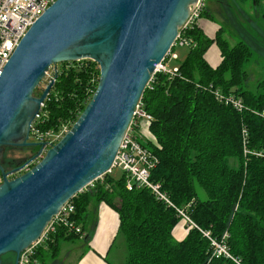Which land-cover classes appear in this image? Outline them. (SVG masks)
I'll list each match as a JSON object with an SVG mask.
<instances>
[{
  "label": "trees",
  "instance_id": "trees-1",
  "mask_svg": "<svg viewBox=\"0 0 264 264\" xmlns=\"http://www.w3.org/2000/svg\"><path fill=\"white\" fill-rule=\"evenodd\" d=\"M259 1L232 0L233 13L237 10L245 21L235 40L224 36L232 20L231 9L229 17L224 14L227 25L219 26L214 38L195 23L179 29L190 45L182 59L175 58L169 65L176 66L177 72L172 76L154 72L140 97L143 109L152 116L145 144L159 159L150 179L161 183L176 205H189L188 213L200 228L217 239L226 233L229 251L241 264H264V118L256 113L264 110V78L249 87L247 68L254 55L257 61L264 59V6L253 13L249 8ZM203 16L213 20L206 6L200 13ZM212 43L220 50L216 66L205 58ZM176 48L173 45L170 51L175 53ZM51 67V76L56 69L57 77L32 122L30 135L34 129L57 132L65 125L70 129L97 87L99 65L93 60L63 61ZM214 89L239 97L244 108L239 111L219 102ZM25 148L34 155L39 146ZM31 157L15 160L3 155V167L10 170ZM34 165L27 164L9 178ZM125 181L122 171L118 178L106 172L76 193L71 198L74 211L70 219L80 226V232L56 225L35 248L32 263H42L46 251L56 256L61 241L83 237L93 199L104 201L119 214L125 264H236L230 258L212 257L210 242L194 227L176 240L172 230L180 218L175 211L146 188L126 189Z\"/></svg>",
  "mask_w": 264,
  "mask_h": 264
},
{
  "label": "water",
  "instance_id": "water-1",
  "mask_svg": "<svg viewBox=\"0 0 264 264\" xmlns=\"http://www.w3.org/2000/svg\"><path fill=\"white\" fill-rule=\"evenodd\" d=\"M197 0H56L33 22L0 73V264L37 241L63 204L112 165L135 105L173 46ZM90 59L97 87L71 128L41 159L45 142L31 125L57 77L34 89L51 66ZM39 146L25 163L5 170L6 147Z\"/></svg>",
  "mask_w": 264,
  "mask_h": 264
},
{
  "label": "built area",
  "instance_id": "built-area-1",
  "mask_svg": "<svg viewBox=\"0 0 264 264\" xmlns=\"http://www.w3.org/2000/svg\"><path fill=\"white\" fill-rule=\"evenodd\" d=\"M56 0H0V73L17 47L21 38L25 35L33 22ZM206 0H197L190 6V13L181 29L186 28L191 24H197L200 18V13L205 6ZM177 47L190 45V40L182 38L180 31L173 44ZM171 59H175L177 55L168 50L167 54ZM168 58V59H169ZM164 59V58H163ZM163 61V60H162ZM160 62L156 71H164L171 76L177 72V67H170L164 62ZM151 78V77H150ZM215 98L226 105H230L236 110L241 111L244 104L239 97L234 95L223 94L220 90H212ZM264 118V110L256 112ZM37 115L35 118H37ZM152 120V116L143 109L140 99L135 105L132 118L127 126V129L120 141L119 147L115 154L114 160L107 173H112L114 169L119 168L125 174V187L128 190L133 188H146L155 199L162 202L169 208H172L176 215L180 218L179 221L184 223L188 228L194 227L210 242L212 257H226L232 259L236 264H241L240 260L235 258L229 251L226 243L227 234L224 233L221 238H216L211 235L210 231L200 228L191 218L188 213V206L176 205L169 195L162 189L161 183L154 182L150 179L151 170L158 164V156L145 144V136L141 134L145 130L149 136L148 125ZM54 131L49 130L42 132L39 129H34L32 132L33 140L37 142H45L47 147H51L58 141V137L51 138ZM242 137L244 144L247 141V131L242 129ZM102 178V175L99 177ZM88 185L92 186V182ZM74 211V206L71 199L61 206L58 213L53 216L51 221L45 227L41 237L32 243L29 247L22 250L19 254L18 264H32V254L35 248L46 239V233L54 231L56 225L67 226L69 230L80 232V226L75 224L70 215Z\"/></svg>",
  "mask_w": 264,
  "mask_h": 264
},
{
  "label": "crops",
  "instance_id": "crops-1",
  "mask_svg": "<svg viewBox=\"0 0 264 264\" xmlns=\"http://www.w3.org/2000/svg\"><path fill=\"white\" fill-rule=\"evenodd\" d=\"M263 6L264 0H260L249 8H252L250 11L253 13L256 8L261 10ZM208 8L210 9V14L212 13L213 15V20L210 16H203L199 18L197 24L204 34L214 38L219 29V24L215 20L212 9L209 6ZM183 47L186 46L177 47L176 49ZM177 50H175V54L177 55L176 58H179ZM205 58L212 66L219 64L221 60L220 50L215 43L209 46L205 53ZM174 62V59L169 58L166 64L170 65ZM141 134L147 137L145 130H142ZM85 221L86 226L83 229V237L61 241L56 256H50L51 258L46 260V252H44V261L41 263L35 260L32 264H114L116 255L113 249L117 248V241H122V245L125 243L123 236L119 232L120 221L117 210L104 201L91 199L88 204V214ZM187 232L188 227L178 221L172 230V235L176 240H182ZM119 238L122 240H119Z\"/></svg>",
  "mask_w": 264,
  "mask_h": 264
},
{
  "label": "rangeland",
  "instance_id": "rangeland-1",
  "mask_svg": "<svg viewBox=\"0 0 264 264\" xmlns=\"http://www.w3.org/2000/svg\"><path fill=\"white\" fill-rule=\"evenodd\" d=\"M228 2V5L226 4ZM208 3V5H207ZM235 5H237L235 3ZM205 6H207L208 12L210 13V9L208 8V6L212 9L214 16H215V20H217L216 22L219 24V26L224 25L227 23L223 22L224 20V14H226L227 17L230 16V10H232L231 13V18L232 20L229 18L228 20V25L227 27L225 26V32H224V36L228 38H231L232 40L237 39V37H240L238 34V30L242 29L245 21H242L240 19L239 13L236 10V13H233L235 11V6L233 5L232 0H225L222 2H218L217 0H206ZM204 6V7H205ZM212 14V13H211ZM235 16V17H234ZM177 50V49H176ZM187 52V47H183V48H179L177 50V54L179 55V58L181 59L183 57V55H185ZM258 55H254V60L252 61V65L248 66V71H249V76H250V80H249V87H255L256 82L259 79L264 78V59L262 57L259 58V61H257V57ZM51 69L48 70V72L46 73V75L43 77V79L40 81L37 89L34 91V95H40L43 88L47 85V83L49 82V80L52 78L51 76V70L52 67H50ZM54 68V66H53ZM59 130V131H58ZM57 130V132H55L56 134H52L51 138L55 139L58 137V140L61 138V136H63L65 134V132L68 129V127L65 125L62 128H59ZM33 136H30L29 140H33ZM49 147H45L44 150L42 151L41 155L39 157L33 158L29 163H33L36 164L41 157L45 154V151L48 149ZM33 154L31 152V150L29 148H11V147H7L5 148L4 151V156L8 159H15V160H22L25 157H31ZM113 176L115 178H118L121 174V170L119 168H116L113 170ZM0 182H1V178H0ZM119 240H122L119 238ZM124 244L122 245V241H117V248L113 249L115 251V255L116 258L114 260V264H125V253H126V249L124 247ZM46 256L45 259L48 260L51 257L49 256V252L46 251ZM14 259H15V254L8 252L5 253L1 256V264H13L14 263Z\"/></svg>",
  "mask_w": 264,
  "mask_h": 264
}]
</instances>
